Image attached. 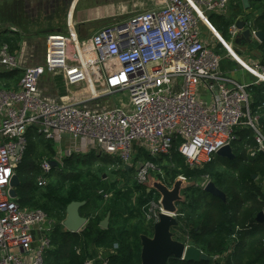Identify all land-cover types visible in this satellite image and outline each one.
Here are the masks:
<instances>
[{
	"label": "built area",
	"instance_id": "obj_1",
	"mask_svg": "<svg viewBox=\"0 0 264 264\" xmlns=\"http://www.w3.org/2000/svg\"><path fill=\"white\" fill-rule=\"evenodd\" d=\"M231 6V0H159L147 11L100 25L85 43L69 11L64 32L44 37L41 63L36 65H27L35 52L27 40L16 53L7 44L0 46V68L21 72L17 89L0 86V264H44L57 225L41 209L21 208L9 195L29 128L38 127L35 132L54 148L52 157L40 161L39 186L50 181L54 168L49 161L62 168L65 160L92 152L105 157L112 171L133 170L139 186L149 184L151 173L161 172L152 160L171 156L172 150L190 171H201L216 163L221 149L233 151L238 129L250 130L256 143L244 144L246 158L264 155V103L253 108L251 93L253 85L264 84V64L237 56L233 46L240 31L235 24L241 18L228 26L226 43L209 19L225 18ZM244 22V30L256 40L257 30ZM200 25L215 42L201 36ZM219 43L253 84H240L221 72L222 58L215 50ZM46 74L61 78L67 100L43 93ZM175 180L184 187L190 183L183 175ZM254 181L264 205V178ZM210 182L204 175L194 186L204 191ZM142 211L144 222L153 227L162 215L177 223L183 217L178 206L173 213L164 211L161 197L147 202ZM261 212L264 216V208ZM248 229L236 226L231 240L237 242V234ZM234 246L227 247L225 256ZM190 247L186 237L184 251ZM117 248H100L82 264H108ZM219 259L222 255L211 257Z\"/></svg>",
	"mask_w": 264,
	"mask_h": 264
},
{
	"label": "trees",
	"instance_id": "obj_2",
	"mask_svg": "<svg viewBox=\"0 0 264 264\" xmlns=\"http://www.w3.org/2000/svg\"><path fill=\"white\" fill-rule=\"evenodd\" d=\"M0 1L10 2L6 4L7 7L5 6L6 14L7 12H14L13 0ZM250 2L258 4L262 13L257 19L252 21L247 19L246 22L252 24L255 30L264 34V0H250ZM235 6L236 4L233 3L230 10ZM237 18L211 16L209 19L213 28L220 32L218 29L222 28V21L226 22V30L227 26L232 24ZM57 30H47V32L50 31L49 33H51ZM20 36V32L19 34L11 32L0 33V42L7 44L14 50L17 48ZM260 52L261 63L264 64V41L260 43ZM12 76L13 72L0 75V78L5 80L12 78ZM251 91L253 108L264 103V84L252 87ZM262 112L264 115V108ZM236 135L238 140L233 144V152L235 159L237 157L240 158L239 165H235L236 172L233 174L231 182H224L221 179L214 181L217 188L225 194V202L206 194L194 186L195 182L204 175H208L212 180L211 171L214 170L215 167L213 166L215 164L201 171H190L186 167L183 158L174 150H172L170 157H163V159L166 158L167 163L162 165L160 162L162 159L152 161L162 169V173L155 172V174L160 182L167 187H170L179 175H183L192 184L191 187L182 190L184 193L190 192L194 194L197 191L202 192V197L197 194L200 198L198 202H189L187 204L189 212L182 208L179 209L183 217L178 219L179 225L175 228V234L171 231L175 240H180V232L184 241L188 237L190 245L202 251L205 255L209 257L222 255L223 264H245L244 260L248 251H251L250 254L251 257H254V261L246 262V264H264V250L261 248V238L255 241L257 237L264 234V224L255 222L257 214L263 210L264 205L258 200L261 197V193L253 180V176L264 178V155L258 154L254 159L246 158L244 144L248 143L252 147L256 146L252 137L253 133L250 130L238 129ZM26 139L27 145L23 159L15 170V174L20 181V185L16 189L17 198L15 202L21 208L41 209L50 219L57 221V226L50 239L52 250L46 252L44 264H82L86 258L95 257L98 249L111 248L114 244H117L118 248L114 255L109 256L108 264H141V243L137 239V233L134 235L135 238L129 242L130 236L126 227L117 226L116 224L112 226L109 222L108 228L103 230L99 224L105 214L100 216L95 211L92 215H88L82 213V211L92 200H98L101 203L108 201L110 204L107 212H110V217L120 216L124 220L138 219L144 222L142 207L150 200H158L156 193L153 190L147 192L144 186H139L134 181L133 170L119 172L111 170V175L116 177L113 182L103 178L107 173L93 177L91 172L85 170L87 166L92 165V160L110 167V163L107 160H99L97 156H92V159L91 157L85 158L87 157L85 156L65 160L62 168H54L52 170L49 175L50 181L44 186H39L37 178L40 175V161L54 155L53 144L38 135L33 127L28 129ZM176 144L174 143L175 147ZM41 153L45 155L41 156ZM232 166L234 167V165ZM33 171H36L34 180L29 177ZM54 174L57 175L55 176L58 178L57 180H53V178L55 179ZM119 181L123 182L122 186H119ZM237 188L238 190L236 191ZM100 192L109 194L110 197L105 199ZM206 195L210 197L208 202L205 198ZM72 202H85V206L79 210V213L87 219V223L76 234L64 231L63 227L60 226V223L66 218V207ZM201 202L206 206H199ZM119 204L121 205L120 208ZM199 208L202 209L203 214L197 212ZM212 211H217L216 222L213 226L208 227L207 221L210 219L209 216H212ZM192 212L194 214L190 215ZM207 213H210V215ZM236 226L241 228L248 226L249 228L247 231L237 234V242L231 240ZM234 243L233 253L225 256L224 253L227 247ZM215 263L213 261L186 262L176 258H170L167 262V264Z\"/></svg>",
	"mask_w": 264,
	"mask_h": 264
},
{
	"label": "rangeland",
	"instance_id": "obj_3",
	"mask_svg": "<svg viewBox=\"0 0 264 264\" xmlns=\"http://www.w3.org/2000/svg\"><path fill=\"white\" fill-rule=\"evenodd\" d=\"M75 0H13V4L15 7L14 12H7L5 6L7 7V3L9 1H0V29L5 27H13L14 29L20 32V35L24 36L27 40V44L29 48L35 47V52H32L33 57L29 59L27 65H36L41 63L42 59V48L44 44V37L49 34L51 30L61 29L64 32L66 28V18L67 14L70 11L72 4ZM159 0H77L74 10H73V19H74V26L78 33L79 39L81 42L85 43L89 36L90 28L95 26H100L103 24H108L115 19H126L131 17L135 14L147 11L156 6ZM232 5L233 3L236 4L234 8L230 10V14L227 15L226 18L229 17H239L245 16L248 17L249 21L255 20L260 16L262 10L259 8L258 4L254 2H249L250 8L245 12L242 6V0H231ZM10 3V2H9ZM225 21H222V28L218 29L221 33L224 34L225 30ZM47 30H50L47 32ZM200 32L203 38H206L209 41L214 40L209 31L203 26L200 25ZM224 40L226 42H230V40L225 36ZM215 42V40L213 41ZM42 47V48H41ZM247 49L245 50L244 54L250 59H257L262 60L261 52H260V44L250 45L247 44ZM30 53V52H29ZM244 54L242 58L245 57ZM228 64L229 60L224 59L222 64ZM221 64V65H222ZM232 64V63H231ZM1 72V71H0ZM238 72H240L238 70ZM4 73H0L3 75ZM21 77V72L16 74L10 79H2L0 78V85H7V86H14L18 79ZM41 88L43 89V93L47 96L59 99L60 101L67 100V94L65 92V88L63 82L60 77H53L50 75H44L41 81ZM75 89H72L73 92ZM103 103H109L106 99L103 100ZM38 129V127H35ZM253 137V135H252ZM252 147L251 145H249ZM45 155L41 153V156ZM92 156H96L94 152L87 154V157L92 159ZM77 158V157H75ZM82 158V157H81ZM99 160L106 159L105 157L101 156L98 158ZM240 158L237 157L235 160H227L223 158L216 157V163L213 167L214 170L211 171L213 175L211 182L215 185L214 181L221 179L224 182H231L233 178V174H235V165H239ZM100 162L92 160L91 166H85V170L91 172L93 177L97 175L101 176L104 173H107L106 176L103 178L111 182H113L116 177L111 175V169L106 164H99ZM234 165V167L232 166ZM81 167V166H80ZM108 168V169H107ZM34 176H36V171H33L29 177L30 179L34 180ZM57 176L54 174V177ZM133 176V175H132ZM58 178L55 177L53 180H57ZM211 179V178H210ZM87 180V179H84ZM83 180V181H84ZM152 180V179H151ZM132 182V180H130ZM120 185L122 186L123 182L119 181ZM216 186V185H215ZM217 188V186H216ZM218 189V188H217ZM238 188L236 189V191ZM240 190V189H239ZM199 194L202 197V192L197 191V193H190L182 191L180 193L181 201L178 204L179 209H184L185 211L189 212L187 209V204L189 202H198L200 198L197 196ZM206 201L210 200L208 195L205 196ZM110 203L98 202V200H92L86 206V208L82 211L84 214L92 215L95 211L100 214V216L104 215L102 220H104L109 212H107V208ZM119 204V208H120ZM201 207L206 205L200 203ZM123 209V208H122ZM197 210V209H196ZM197 212L202 213V209L199 208ZM216 213L217 211H212V216H209L210 219L207 221V226L211 227L216 222ZM194 214L193 212L190 215ZM210 215V213H207ZM50 218V217H49ZM48 218V219H49ZM110 224L113 226L116 224L117 226H124L128 230V235L130 236V240H133L134 235L137 233V239H139L140 243L142 238L152 239L154 235L153 226L142 222L138 219H131V220H124L120 216L110 217L109 218ZM55 225L54 228H56ZM63 227L62 225H60ZM175 228H171V231L175 234ZM63 231V230H62ZM172 234V233H171ZM180 234V240H175L171 235V239L178 242L179 244L184 245V239ZM261 238V248L264 250V234L260 235L255 239L259 240ZM49 250H52L50 247ZM48 250V251H49ZM251 251H248V254L244 260L246 262L254 261V257H251ZM211 258V257H210ZM215 264H223L222 259L217 261Z\"/></svg>",
	"mask_w": 264,
	"mask_h": 264
},
{
	"label": "water",
	"instance_id": "obj_4",
	"mask_svg": "<svg viewBox=\"0 0 264 264\" xmlns=\"http://www.w3.org/2000/svg\"><path fill=\"white\" fill-rule=\"evenodd\" d=\"M250 0H242V6L244 10H248ZM236 28L240 31V35L235 39V44L240 47H244L247 44L252 43L250 31L245 29V22L237 21L235 24ZM59 32V30H57ZM256 40L259 43L264 41V34L261 31H257L254 34ZM218 158L227 160H234L235 155L231 147H226L217 152ZM49 164L53 168L60 167L59 163L51 160ZM256 176H253V180ZM20 185V181L16 174H14L10 180V198L15 200L17 198L16 189ZM161 195V205L164 211L173 213L176 210V204L180 203V191L183 188L181 182L177 181L173 185L172 189H167L161 184L155 185ZM204 192L212 197L218 198L222 202L226 201V196L223 192L216 188V186L210 182L206 186ZM85 206V202H72L65 210L66 218L62 222L63 228L69 233H79L87 223V219L82 217L79 210ZM110 212L106 218L99 224L100 228L106 230L109 226ZM255 222L258 224L264 223L263 213L260 212L255 218ZM178 226V223L165 215L160 217L159 222L153 227L154 235L152 239L142 238L141 240V264H167L170 258L181 259L186 262H210L211 258L204 253H201L198 249L190 247L184 251V245L171 239V228Z\"/></svg>",
	"mask_w": 264,
	"mask_h": 264
},
{
	"label": "crops",
	"instance_id": "obj_5",
	"mask_svg": "<svg viewBox=\"0 0 264 264\" xmlns=\"http://www.w3.org/2000/svg\"><path fill=\"white\" fill-rule=\"evenodd\" d=\"M74 3H75V1L73 2V5H74ZM250 8V7H249ZM247 10H245V12H246ZM230 12V11H229ZM228 15H229V13H228ZM227 17V16H226ZM241 19H242V21L244 22V21H247V17H245V16H241ZM227 28H228V26H227ZM227 28H226V30H225V32H224V34H221L220 32H217L218 33V36H220V40L222 41V42H224V43H226V41L224 40V37L226 36L227 38H228V36H227ZM12 29H14L13 27H5V28H2V29H0V33L2 34H4V33H18L19 34V31L18 30H16V31H13ZM91 30H89L90 32L92 31V27L90 28ZM59 31H60V29H58ZM89 32V33H90ZM21 38L19 39V41L17 42V48L16 49H14V50H12L10 47V51L12 52V53H16L17 52V50H18V47H19V45H20V43L22 42V41H26V39L24 38V36H20ZM214 40H212L211 42H213ZM235 42V41H234ZM3 43H1L0 42V46L2 45ZM255 44H260L257 40H252V43L250 44V45H255ZM247 45H245L244 47H240V46H237L235 43H234V46H233V48H234V50H235V52L237 53V56H238V58H240V59H245V60H247V61H250V60H255V59H250V58H248L245 54H244V52H245V50L247 49V47H246ZM215 50H216V53L217 54H219L220 56H221V62H220V70H221V72L222 73H224L225 75H227L228 77H230L231 79H233V80H235L236 82H238V83H240V84H244V85H251V84H253L254 83V79L248 74V73H246L245 71H243L241 68H240V66L234 61V60H232V59H230L229 57H227V52L225 51V49H224V47H223V45L222 44H218L217 45V47L215 48ZM241 54H244L245 55V57L244 58H242V55ZM235 55V54H234ZM236 56V55H235ZM236 56V57H237ZM224 59H228L229 60V63L228 64H222V62L224 61ZM257 60V59H256ZM260 63H261V61L260 60H258ZM232 63V64H231ZM222 64V65H221ZM262 64V63H261ZM238 70L240 71V72H238ZM0 73H4V74H7V73H12V72H8V71H6V70H4L3 68H0ZM20 72L19 71H13V76H15L16 74H19ZM12 76V77H13ZM21 78V77H20ZM20 78L18 79V81L16 82V84L14 85V86H5V85H1L3 88H6V89H11V90H15V89H17L18 88V82H19V80H20ZM261 85V84H260ZM260 85H253L252 87L254 88V87H258V86H260ZM251 87V88H252ZM262 123V122H261ZM168 157H170V156H168ZM162 159V160H161ZM158 160H161L160 162H161V164L163 165L164 163H167V161H166V158H164L163 159V157L162 158H159ZM158 168H159V170L160 171H162V169L158 166ZM162 173V172H161ZM152 179V180H151ZM175 182H176V180H174L173 181V183H172V185L170 186V187H167L165 184H163L162 182H160V180L156 177V174L155 173H151L150 174V177H149V184L147 185V186H144L145 188H146V191L147 192H150L151 190H153L156 194L155 195H157L158 196V199L161 197V195L159 194V192H158V190H156V188H155V185L156 184H161V185H163V186H165L167 189H171V187L175 184ZM183 186V185H182ZM192 186V184H191V182L189 183V184H185V187L183 186V188L181 189V191L184 189V188H189V187H191ZM181 191H180V193H181ZM179 204V203H178ZM178 204H176V207L178 206ZM258 224V223H257ZM63 230L65 231V228H63ZM200 251V250H199ZM48 252V251H47ZM202 252V251H201ZM45 258V257H44Z\"/></svg>",
	"mask_w": 264,
	"mask_h": 264
},
{
	"label": "bare ground",
	"instance_id": "obj_6",
	"mask_svg": "<svg viewBox=\"0 0 264 264\" xmlns=\"http://www.w3.org/2000/svg\"><path fill=\"white\" fill-rule=\"evenodd\" d=\"M76 1H77V0H75L74 5L72 4V7H71V9H70V13H73V10H74V7H75V4H76Z\"/></svg>",
	"mask_w": 264,
	"mask_h": 264
},
{
	"label": "flooded vegetation",
	"instance_id": "obj_7",
	"mask_svg": "<svg viewBox=\"0 0 264 264\" xmlns=\"http://www.w3.org/2000/svg\"><path fill=\"white\" fill-rule=\"evenodd\" d=\"M99 26L97 25V26H95V27H93V29L92 30H94V29H97Z\"/></svg>",
	"mask_w": 264,
	"mask_h": 264
}]
</instances>
